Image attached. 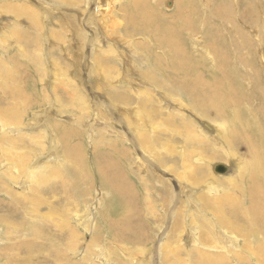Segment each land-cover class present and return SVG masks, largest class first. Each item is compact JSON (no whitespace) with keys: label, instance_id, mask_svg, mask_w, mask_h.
<instances>
[{"label":"rangeland","instance_id":"1","mask_svg":"<svg viewBox=\"0 0 264 264\" xmlns=\"http://www.w3.org/2000/svg\"><path fill=\"white\" fill-rule=\"evenodd\" d=\"M117 1L114 18L120 22V29L112 38L115 44L111 50L113 54L116 50L122 51L136 76L141 71L146 74L143 82L149 84L151 102H146L138 113L142 123H147L145 116L158 105L165 110L164 117L177 111L176 108H167L166 100L182 104L203 121L223 124L227 138L238 150L236 155L246 169L245 194L239 199L233 197L229 203H221L213 212L199 211L201 206L196 202L197 213L188 217L185 214L187 205L182 203L188 197L195 202L204 193L200 187L186 196L179 193L181 183L178 177L182 176L179 173L186 168L183 156L191 162V158L201 153L200 146L194 144L196 139H193L195 134L202 136L195 120L175 116L174 125L157 131L156 147H166L170 137L175 142V155L162 154L167 160L163 165H168L164 171L147 168L168 182L172 192L169 195L161 186H152L155 182L143 172L136 171V160H143V156L138 150L139 141L129 140V137H138V132L120 124L122 106L137 114L135 107L139 106V92L130 87H119L116 81L111 82L114 87L104 80L101 82L90 71L91 67L83 80L72 84L69 91L66 85L53 84L51 59L70 70L69 74L74 72L81 78L82 75H78L81 74L76 72L79 67L73 63L77 60L75 38H65L62 47L50 48L48 32L50 29L68 31L78 28V24L70 21L73 25L68 27L60 24H66L71 17L82 21V17L60 0H0V4L27 8L38 18L50 20L52 14H56L53 20L59 27L54 25L55 29L49 28L44 35L29 32L28 41L25 36L20 40L22 51L17 46L0 48V61L6 67L0 68V109L21 107V94H24L29 103L22 106L25 109L21 121L23 131L38 132L39 125L25 126L35 119L36 123L45 124V130L41 132H44L46 149L40 157L46 159L47 151L52 152L53 164L57 166L56 173L49 175L45 186L54 193L42 191L41 197L48 199V204L58 206L59 214L47 220L45 206L35 209L34 205L20 199L22 195L31 197L34 192L31 184L20 187L19 182L17 187H11L0 177V183L9 190L8 196H0V204L9 206L16 213L13 219L5 211H0L2 220L13 223L10 227L0 223V264H12L13 259L23 258L32 259V264H47L34 260L41 254H24L17 250L21 244L39 243L41 238L46 239L49 251H59L55 264H142L139 259L147 254L154 257L149 264H170L162 257V246L176 244L178 227L187 232L188 240L193 241L191 247L185 241L181 242L179 259L183 264H208L207 255L215 256L219 260L217 264H264V0H139L137 4L133 0ZM91 28L86 32L87 38L95 35L101 40L103 35L96 22L93 21ZM78 40L82 41V38ZM90 43L87 40L82 44L79 56L85 66L91 65L96 55L95 49L91 55ZM108 61L127 83L122 59L115 56ZM8 69L10 73L6 75ZM67 76L73 80L72 75ZM127 88L132 92L129 100L117 99V95ZM78 94L88 103L89 115L83 120V127L81 122L73 120L80 115L74 97ZM176 125H180L179 128H175ZM102 130L104 139L100 138ZM192 131L193 135L190 134ZM1 136L0 130V139ZM123 136H127L128 141L119 138ZM233 136L238 137L233 139ZM202 138L206 141L204 136ZM22 154L30 166L28 152L23 150ZM1 160L0 173L7 167L6 160ZM216 162L226 161L212 159L204 183L212 177L221 182L230 178V174L220 176L212 172V165ZM156 167L163 168L161 164ZM168 168L172 171L167 176ZM106 175H116L121 183H125L126 193L133 201L126 203ZM62 182L65 183L63 188ZM167 187L165 184L164 189ZM177 188L175 193L173 190ZM60 189L67 192L63 195L67 199L63 204H59L63 199ZM146 189L150 199L146 196ZM221 189L222 197L228 191ZM159 195L162 198L159 199ZM177 197H180L179 203L174 205L172 198ZM167 199H171L169 204H166ZM237 207L239 209L235 211ZM246 211L250 212L248 221L242 214ZM221 215L231 219L234 235L238 237L228 255L218 254L203 244L208 236L210 243L215 238L222 245L230 242L228 228L218 220ZM80 216H89L88 221L80 220ZM82 221L87 223L80 224ZM205 221L210 225L209 232L205 229ZM67 232L77 237L73 248L60 245L56 239L57 234ZM246 238L252 245L249 250ZM255 249L258 250L257 256L246 255ZM158 258L162 263L157 261Z\"/></svg>","mask_w":264,"mask_h":264},{"label":"bare ground","instance_id":"2","mask_svg":"<svg viewBox=\"0 0 264 264\" xmlns=\"http://www.w3.org/2000/svg\"><path fill=\"white\" fill-rule=\"evenodd\" d=\"M61 4L68 6L69 8H73V12H77V15H80L82 17L81 20H77L75 17L69 18L67 20L66 24H60V26H67V25H73L70 24L74 23V25H77V27L71 28L72 30H64L60 29L55 23L53 18L56 16V14H52V18L49 20L48 18L43 19V17H37V14L33 11H30L27 8H19L14 5H10L7 3L0 4V48H11L12 46H17L20 51L24 50L20 46V40L22 37H26V40L28 41V33L35 31L36 33L40 35H44L46 31L49 30L51 27H58L59 30H52L50 29L48 32V40L51 41V47L53 46H60L62 47V43L64 42L65 38H75L76 43V58L77 60L74 61L75 66H78V70L76 72H80L82 75V78L75 75L74 72H70L67 68L57 64L55 60H49L52 65V76H53V84H58L61 86L67 87V90H71V85L75 84L76 82L80 83L83 80L84 74L87 75L88 68H92L90 71H93V75H95L97 78L99 77L101 79V82L104 80L106 84L111 85L114 87L111 82L116 81L117 85L119 87H130L133 88L136 93H138L137 97L140 98L138 102V107H135V111L137 114H135L132 110L126 109L125 106H122L120 117V124H124L127 126L128 130H137L138 137H129V140H135L136 142L139 141L140 146L138 150L142 153L143 160L140 161V159H137V165L135 167L136 171L143 172V175H145L147 178L153 180L155 182L154 185L159 187L161 186L162 190H165L167 194L172 195L171 187H169L168 182L164 181L163 178L159 177L157 173L154 171L148 169L155 167V170L164 171V169H167L168 165H163L167 162L165 158H163L162 154L167 153L170 155H175V142L170 137L167 140L166 147L163 148H157L156 144L158 142L157 139V131L159 128L167 129L168 126L174 125L175 122V116L186 117L188 119L195 120L196 124L199 125V130L202 136L206 138V141H203L202 136L200 135H193L194 131H192L190 134L193 135L194 144H198L200 146V151L198 157L191 158V162L188 159L187 156H183V166L186 167L185 170L181 174L182 176L179 178V193L186 196V194H191L195 192L196 187H200V189L203 188L204 193L200 197L197 198V200L194 202L190 197L186 198L184 202L182 203L183 206H186L185 214H187L188 217H192L195 215L196 210L194 205L199 203L201 208H198L199 211L202 209H205L207 211L213 212V210L217 209L220 204L222 203H229L230 200H233V197H236L239 199L241 196H244V183L247 180L246 175V169L244 165H242L240 158L237 157L236 152L238 151L234 145L233 142L227 138L224 125L223 124H217L214 122H206L201 120L200 118L195 117L194 114H192L187 108H184V106L180 103H174L172 101H166L165 105L167 108H171L174 110L175 108L177 111H173V113L168 114L166 117H164V109H161L159 105L157 106V109L153 107L151 112H148L145 116L147 123H142L143 120L141 116L138 114L140 111H142L143 106L146 102H151V97L149 95L148 87L149 84L144 83L145 80V73L141 71V74L139 76H136L131 70H130V62L123 56L122 51L116 50V53L113 54L111 48L115 44V40H112V38H115L117 35V32H119L120 29V22H116V19L114 16L116 15L115 12V3L118 2L117 0H60ZM71 2L70 4H67L66 2ZM135 4L139 2V0H133ZM90 6H94L95 9L90 10ZM168 8V7H167ZM65 14H63L64 16ZM85 21L89 24H86ZM96 22L99 29L102 33V39L99 40L95 35H93L91 38H87L86 32H88L91 28V24ZM27 25V28H26ZM55 25V26H54ZM68 27V26H67ZM74 29V30H73ZM62 30V34H61ZM73 32V33H70ZM107 34V38H106ZM82 37H79V36ZM82 38V41L78 40ZM90 43L92 40L93 43L89 44L90 47V53L92 55L93 49H95L96 55L92 59V63L88 65L83 64V59L79 56L82 54V44H85L86 42ZM109 41V45L107 42ZM66 45V43H64ZM119 57L122 59L121 62L124 63L123 69L125 70V74L127 77V83L124 80L123 77H121V74L118 73L119 71H116L113 68V66L109 65L108 60H112L113 58ZM131 59V58H130ZM0 68H6L5 65L0 61ZM89 71V72H90ZM121 72V71H120ZM10 73V70L8 69L5 74L8 75ZM112 73V74H111ZM117 73V74H116ZM134 74V75H133ZM67 75H72L71 80ZM79 78V79H78ZM125 89L122 91V93H119L117 95V99L128 101L129 97L131 95L130 89ZM100 91H102L99 88ZM14 91V90H12ZM12 93V92H11ZM13 94V93H12ZM21 94V91L20 93ZM15 95V94H13ZM21 107L17 108H7V109H0V130L2 133L1 139H0V158H3L6 160L7 167L2 170L0 173V177L5 180L9 186L11 187H17V184L20 182V187L27 185V183L31 184L34 188V192L31 193L30 198L24 197L22 195L20 199L26 200L27 204L34 205L33 207L37 209L40 206H45L46 212L44 213V216H46L47 220L55 217L56 215H59L57 212L58 206H52L51 204H48L49 201L46 198L41 197V192H48L49 194H53L54 192L51 190H47L45 186L48 184V180L51 176L54 175L56 170V164H53L54 161V154L52 157V152L47 151V157L42 158L40 157V153L43 154V151L45 148L43 142L45 140L44 132H41V130H45V124L42 122L36 123L35 119L32 120V123L25 124L26 127H38L36 128L38 132H28L26 133V130L23 131L21 128V121L24 119L25 115V109L22 108V106H27L29 101L28 98L21 94ZM18 96V95H16ZM76 102L78 103L80 115L76 116L73 120L76 123L81 122L82 127L84 126L83 120L87 119L89 115L88 109V103L83 101V96L81 94H78V97L74 96ZM125 103V102H123ZM174 103V104H173ZM120 106V105H118ZM121 107V106H120ZM186 115V116H185ZM101 116V115H100ZM141 121V122H139ZM34 123V126H33ZM116 124V123H114ZM10 125H12L14 128H11ZM180 125H176L175 128H179ZM192 126V125H191ZM174 128V130H175ZM13 129V130H11ZM204 130V132L202 131ZM103 134L100 135L101 139L105 138V133L102 130ZM14 135V136H12ZM181 136V135H180ZM118 138V136H115V138ZM238 136H233V139H236ZM124 141L127 140V136L119 137ZM210 144V146H208ZM158 145V144H157ZM203 146V147H202ZM25 150L28 152L27 154V160H29V163L31 164L28 166V162L25 163L24 156L22 154V151ZM218 158V159H224L226 162L224 163H214L212 165V172L216 175L224 176L227 174H230V178L226 179L227 181H218L216 178H210V180L206 183L203 181L206 179L205 173L208 172V166L211 164L212 159ZM166 161H165V160ZM146 160V161H145ZM148 160V161H147ZM3 160L0 161V168L2 167ZM162 165L163 168L156 167L154 164ZM175 170V168L173 167ZM172 171L171 168H168L167 176L170 175V172ZM9 173H12L9 175ZM193 173V177H191ZM142 174V173H141ZM15 176L16 178H14ZM106 178H108L112 184L115 186V190L124 197V201L126 200V203L132 202V197L128 196L125 189V183H121L118 177L116 175H106ZM183 182V183H182ZM167 184V188L164 189V185ZM226 186V187H224ZM65 187V183L62 182L61 188ZM26 188V187H24ZM225 188L228 192L226 195L221 197L222 189ZM62 198L66 191L63 192L62 189ZM175 193L178 191V188L173 190ZM30 192V190H29ZM9 190L8 188L0 183V196H8ZM149 190L146 189V196L148 199H150L149 196ZM133 196V195H132ZM182 197V195H180ZM183 196V197H184ZM134 197V196H133ZM159 199L162 198V195L158 196ZM66 198V197H65ZM63 198L62 202L59 204H63L64 200L67 199ZM179 198H172L173 204L179 203ZM128 199V200H127ZM237 199V200H238ZM171 200V199H170ZM170 200L167 199L166 204L170 203ZM165 204L162 203L161 207H163ZM4 209V210H3ZM239 207L235 208V211H238ZM0 211H5L9 217L16 218L15 210L10 208L9 206L0 204ZM127 214H129L128 211H126ZM238 214V213H237ZM244 215V218L246 221L250 220V212L246 211L242 213ZM131 215V214H129ZM83 219V216H80ZM88 217H85L84 219L88 221ZM218 220L220 223L226 228H228L230 234H231V240L227 245H222L217 238L213 240V243H210L211 239L210 236H208L207 240L203 242L205 246H208L210 248L215 249L218 254H225L228 255L231 253V245H235L238 242V237L234 235V224L231 221L230 218L226 217L225 215H221ZM87 221H82L80 224H86ZM6 223V226L10 227L12 226V222L9 220H2L0 218V223ZM217 226V223L214 224ZM206 231H210L209 224L207 221H205ZM173 230V229H172ZM178 233L177 237L178 240H176V244L174 246H168L166 243L162 246V253L164 256L163 259H165L170 264H183L182 260L179 259V254L181 253V242L185 241L189 247H191L192 240H188V234L186 231H183L182 228H177ZM71 231V229H70ZM121 232V231H119ZM226 233V232H225ZM121 234V233H120ZM227 234V233H226ZM123 235V232L122 234ZM136 236L138 234H135ZM56 239L62 246H67L69 248L74 247V243L77 239L76 235L67 232V233H60L56 235ZM247 250L252 246L249 241L247 243V238L245 239ZM172 243V242H171ZM40 244L36 250H32V248L36 245ZM50 247L47 245V241L45 238H41L39 243H33V244H21L17 248L19 252H23L24 254H41V256L36 259L35 261H45L47 264H55L57 261V258L59 257V251H49ZM47 253L45 254V252ZM243 251V249H241ZM258 250L251 251L250 253L246 252V255L248 257H255L258 255ZM144 253V252H143ZM160 256V258H161ZM153 256L150 254L144 255L141 260L142 264H149L153 260ZM158 258L157 261L159 263H162V259ZM179 259V260H178ZM206 261L208 264H217L219 263V260L213 256V255H207L205 256ZM16 263H14V262ZM32 259L29 258H23L22 260L19 259H13L12 264H32Z\"/></svg>","mask_w":264,"mask_h":264}]
</instances>
